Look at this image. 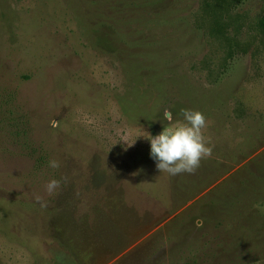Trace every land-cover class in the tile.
<instances>
[{
  "label": "rangeland",
  "instance_id": "rangeland-1",
  "mask_svg": "<svg viewBox=\"0 0 264 264\" xmlns=\"http://www.w3.org/2000/svg\"><path fill=\"white\" fill-rule=\"evenodd\" d=\"M263 15L0 0V264H264ZM181 109L204 114L210 151L171 175L144 136Z\"/></svg>",
  "mask_w": 264,
  "mask_h": 264
},
{
  "label": "clouds",
  "instance_id": "clouds-1",
  "mask_svg": "<svg viewBox=\"0 0 264 264\" xmlns=\"http://www.w3.org/2000/svg\"><path fill=\"white\" fill-rule=\"evenodd\" d=\"M181 114L183 120L174 126L164 127L156 135L149 133L148 136H144L149 141V155L155 161L156 168L171 175L193 172L199 166L201 158L207 156L210 151L202 135V129L206 124L204 114L194 109H181ZM164 117L171 118L167 113ZM48 166L57 168L59 162L51 159ZM59 183L56 179H50L44 186L45 191L52 193L59 187ZM39 199L37 197V200Z\"/></svg>",
  "mask_w": 264,
  "mask_h": 264
},
{
  "label": "trees",
  "instance_id": "trees-1",
  "mask_svg": "<svg viewBox=\"0 0 264 264\" xmlns=\"http://www.w3.org/2000/svg\"><path fill=\"white\" fill-rule=\"evenodd\" d=\"M260 27L264 30V15L260 20Z\"/></svg>",
  "mask_w": 264,
  "mask_h": 264
}]
</instances>
